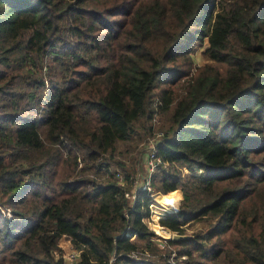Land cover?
I'll use <instances>...</instances> for the list:
<instances>
[{"label":"trees","instance_id":"trees-1","mask_svg":"<svg viewBox=\"0 0 264 264\" xmlns=\"http://www.w3.org/2000/svg\"><path fill=\"white\" fill-rule=\"evenodd\" d=\"M170 107L150 183L181 193L159 224L188 237L135 258L151 199L114 151ZM0 245L9 264H264V0H0Z\"/></svg>","mask_w":264,"mask_h":264},{"label":"rangeland","instance_id":"rangeland-1","mask_svg":"<svg viewBox=\"0 0 264 264\" xmlns=\"http://www.w3.org/2000/svg\"><path fill=\"white\" fill-rule=\"evenodd\" d=\"M207 47V42L204 40L202 43H198L194 45L193 51L190 53L191 60L193 67H200L205 64H211L212 62L208 61L203 54L205 48ZM172 111V107L169 108V110L163 114H157L154 115L150 124H145L146 126L143 127V123L137 122L134 125V132L130 135V137L126 141H120L117 142L114 156L117 158L118 161H120L121 164H123L127 169L133 170L134 173L131 174V177L133 178L132 182V191L130 195L128 196L131 200V202L134 201L136 192L139 188H141L143 185H146V183H149L150 190L148 192H144L146 196L150 197L151 202L149 205V218L144 219V223L146 226L151 229L155 233V238H153V242L156 243V247L151 250L147 248V242L136 240L135 238H132L131 240L137 245L138 250L131 255L135 258H145L148 257L149 259H155L156 255L155 252H158L160 249H163L164 247V239L166 237H171L169 234H176L175 232H171L167 229H162L159 227L157 223H159V220L163 219L164 216L167 213H172L174 211H178L180 208V204L182 201V195L180 192H176L177 194L173 196L166 197L162 193L160 194V191L155 189L153 186H151L150 178L153 173H155L156 167L160 164L159 159L157 157V143L162 141V138L164 135H167V129L169 126V115ZM93 122H95V119L93 118ZM148 123V122H147ZM147 125H150V129L148 130ZM41 135L44 136L45 130H41ZM150 154L154 155L156 158L151 159ZM152 160V161H151ZM138 162V163H137ZM82 166V163H81ZM176 169H178L181 173L182 180H186L184 175H188V170L184 166L175 165ZM164 168V167H163ZM165 169V168H164ZM115 172L118 181L120 183H124L123 178L125 177L124 171L121 170V168H118V170H113L112 172ZM67 174L66 165L64 163V156H61L60 161L58 162L56 166V175H55V181H59L60 179L64 178ZM90 177H94V173L89 174ZM130 176V174H129ZM141 191V190H140ZM159 195V196H158ZM169 195V194H168ZM158 196V197H157ZM60 195H57V199H59ZM163 197L167 199V201L171 204V207L167 205L165 202L161 201L159 198ZM173 202L174 206L172 205L171 201ZM176 199L178 200L176 203ZM256 196L254 195L252 198H248L244 200L243 207L244 209H250L252 207V204L254 202H257ZM153 212L154 213H161V217L154 222L153 221ZM9 208H2L1 209V215L3 217H8ZM199 229H206V224L203 222L199 223H193L191 224L187 232L196 231ZM236 235V231L233 228H231L229 231L221 235V239L224 242V246L228 247L231 244L232 238ZM188 236V235H187ZM154 251V252H153ZM160 254V253H159ZM195 256V253L194 255ZM181 259L178 261H183V257H180ZM169 261L171 263L176 262L175 254L171 252L169 256ZM200 261V260H199ZM11 255L8 251H5L2 249V246L0 245V264H9L11 263ZM211 261L203 260L201 264H211Z\"/></svg>","mask_w":264,"mask_h":264},{"label":"water","instance_id":"water-1","mask_svg":"<svg viewBox=\"0 0 264 264\" xmlns=\"http://www.w3.org/2000/svg\"><path fill=\"white\" fill-rule=\"evenodd\" d=\"M176 212V211H174ZM159 225V227H161L162 229H165L163 226H160L159 223H157ZM169 236L171 237H166V239H169V240H172V241H177V240H182V239H185L187 238L188 236L187 235H179V234H169Z\"/></svg>","mask_w":264,"mask_h":264},{"label":"built area","instance_id":"built-area-1","mask_svg":"<svg viewBox=\"0 0 264 264\" xmlns=\"http://www.w3.org/2000/svg\"><path fill=\"white\" fill-rule=\"evenodd\" d=\"M150 158L151 159H155L156 157L152 154H150ZM152 161V160H151ZM118 176V175H117ZM138 190H141V191H143V192H148L149 190H150V185H149V183H146V185H143L141 188H139ZM137 190V191H138ZM8 217H10V211H9V213H8ZM73 256V255H72ZM111 262H112V260H111Z\"/></svg>","mask_w":264,"mask_h":264},{"label":"bare ground","instance_id":"bare-ground-1","mask_svg":"<svg viewBox=\"0 0 264 264\" xmlns=\"http://www.w3.org/2000/svg\"><path fill=\"white\" fill-rule=\"evenodd\" d=\"M159 196V195H158ZM157 196V197H158ZM161 201H163V202H165L167 205H169L170 207H171V204L167 201V199H165V198H163V197H160L159 198ZM171 209H172V207H171Z\"/></svg>","mask_w":264,"mask_h":264}]
</instances>
